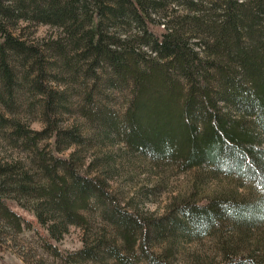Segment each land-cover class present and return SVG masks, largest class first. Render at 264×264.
<instances>
[{"label":"trees","instance_id":"1","mask_svg":"<svg viewBox=\"0 0 264 264\" xmlns=\"http://www.w3.org/2000/svg\"><path fill=\"white\" fill-rule=\"evenodd\" d=\"M21 23L58 36L22 35ZM64 74L91 84L81 112L87 137L63 125ZM98 87L129 91L121 114ZM23 105L42 129L19 117ZM0 140L31 161L0 157L1 214L32 224L66 264H174L156 250L161 241L211 235L221 222L247 240L264 225V0H0ZM90 140L206 167L250 183L259 199L219 194L162 218L129 208L110 190L108 169L93 175L76 151L61 154ZM73 225L85 232L82 247L54 245ZM235 245L218 264H264L263 243Z\"/></svg>","mask_w":264,"mask_h":264},{"label":"rangeland","instance_id":"2","mask_svg":"<svg viewBox=\"0 0 264 264\" xmlns=\"http://www.w3.org/2000/svg\"><path fill=\"white\" fill-rule=\"evenodd\" d=\"M19 31L22 35L36 39L58 36V31L47 25L33 26L21 23ZM66 75L69 108L63 116V125L67 128L78 125L87 137L91 122L84 118L81 112L85 106L84 95L91 84L83 87L82 74L77 78L79 82L71 81ZM63 85L67 88V85ZM104 89L98 87L96 92L100 93L101 99L103 97L107 99V104L114 111L121 114L126 108L129 91L126 89L110 92ZM101 92H105L106 95ZM18 111L19 117L29 122L33 129H42L43 124L26 111V105L21 106ZM90 141L92 142H88L85 146L74 144L61 154L70 155L76 151L85 167H91L90 171L93 175L100 173L103 168L108 169L111 172L110 190L118 196L121 203L155 217L162 218L185 202H203L219 194L233 193L238 198L259 199L260 192L250 183H241L223 175L214 176L206 167L183 169L173 160L153 161L151 158L133 153L121 141L110 144ZM0 157L16 158L31 167L29 154L22 148L13 147L5 140H0ZM15 202L19 206L25 205L26 209L32 206L31 200L21 199ZM94 217H97V214L91 215L90 219L93 222ZM19 222L18 226V222L5 217L0 212V264H66L64 260L54 256L51 248L32 224L23 219ZM95 223H93L95 227L102 228L103 222L100 219ZM246 236L247 240L241 241L237 233L230 230L228 224L221 222L218 224V230L211 235L193 239L181 238L175 243L164 240L156 246V250L169 253L174 264H218L222 261L225 245L232 247L241 244L240 246L247 252L258 242L264 244V225ZM85 237L83 228L73 225L59 241L54 242V245L62 250L75 251L82 247Z\"/></svg>","mask_w":264,"mask_h":264}]
</instances>
